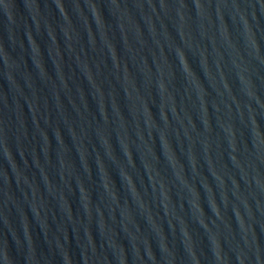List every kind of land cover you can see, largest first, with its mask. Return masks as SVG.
<instances>
[{
  "label": "water",
  "instance_id": "1",
  "mask_svg": "<svg viewBox=\"0 0 264 264\" xmlns=\"http://www.w3.org/2000/svg\"><path fill=\"white\" fill-rule=\"evenodd\" d=\"M0 264H264V0H0Z\"/></svg>",
  "mask_w": 264,
  "mask_h": 264
}]
</instances>
